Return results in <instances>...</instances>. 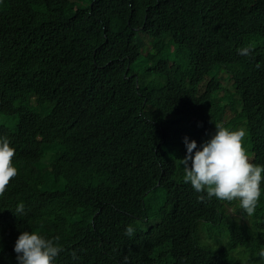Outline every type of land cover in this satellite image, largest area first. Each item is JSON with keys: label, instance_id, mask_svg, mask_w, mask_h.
<instances>
[{"label": "trees", "instance_id": "1", "mask_svg": "<svg viewBox=\"0 0 264 264\" xmlns=\"http://www.w3.org/2000/svg\"><path fill=\"white\" fill-rule=\"evenodd\" d=\"M80 11L79 21L74 13L53 36L61 11L36 0H0V107H13L25 127L43 130V141H59L64 150L61 155L58 145L54 157L40 154L42 164L27 161V172L20 166L24 158H17L18 174L0 196V208L8 206L1 214L5 224L40 230L38 218H15L9 207L27 198L42 203L47 217L59 212L63 218L52 224L79 232L84 242L78 252L66 246L61 264H234L224 248L240 243L253 264H264L258 256L264 228L251 219L241 239L234 231L226 235L219 203L184 183L181 163L185 138L196 141L194 156L215 134V122L231 128L236 122L246 130L252 162L264 166V0H94ZM83 40L102 49L100 56L112 54L121 71L105 75L90 61L97 56L81 52ZM117 40L131 62L136 59L132 69L139 77L150 72L159 80L151 76L137 87L124 78L130 73L125 56L114 50ZM30 41L50 47L42 51ZM250 43L251 54L240 55ZM221 71L233 83L235 103L222 104ZM75 86L110 94L119 119L140 107V160L113 161L102 146L86 145L77 132L84 105L71 107L72 121L63 111L62 99ZM228 111L236 112L233 121ZM127 133H134L130 122ZM154 206L158 218L148 216ZM255 213L264 223V180ZM146 219L156 226L144 229ZM128 225L135 228L132 237L125 234Z\"/></svg>", "mask_w": 264, "mask_h": 264}, {"label": "clouds", "instance_id": "2", "mask_svg": "<svg viewBox=\"0 0 264 264\" xmlns=\"http://www.w3.org/2000/svg\"><path fill=\"white\" fill-rule=\"evenodd\" d=\"M38 4L47 7L51 5L55 9L61 11L63 18L60 23L54 27L53 36L59 30H65L63 27L68 18H73L77 13L76 21L82 16L81 7L92 5L94 0H89L88 4H83L84 0H36ZM256 2V1H255ZM52 36V37H53ZM137 35L134 32L131 38ZM145 43L148 37H144ZM39 50L45 51L50 47L47 41H30ZM117 40L118 48L114 50L123 54L127 60L126 71L123 73L124 78L135 80V86L139 87V81L150 83L152 79L159 80L155 75L149 72L147 78L139 77L136 71H133L131 55L125 53L126 46ZM254 44L250 43L246 47L238 49L242 56H248L254 50ZM172 52L175 47H172ZM147 49H142V54H147ZM86 55L93 54L96 59L90 60L97 67L102 68L105 75H115L120 70L117 61L109 52L105 56L93 41L83 40L81 43V52ZM171 63H174L171 61ZM259 67V65H257ZM125 69V68H124ZM121 71V70H120ZM226 75V74H225ZM227 77V76H226ZM225 82V79H224ZM225 85V83H224ZM72 87L71 92L63 95V111L66 118L74 120V115L70 112L73 105H84L81 113V119L78 120L79 128L77 132L82 134L83 141L87 146H102V153L110 157L113 161L126 162L140 160V136H137L141 127L136 129V113L140 111V107L134 114V108H129L127 115L123 119H119L117 113L112 115L113 100L110 94L99 92L93 87ZM225 87V86H224ZM79 102L78 104H76ZM224 102V100H223ZM222 102V103H223ZM233 102V101H232ZM229 103V102H227ZM235 103V102H234ZM225 104V103H224ZM239 108V105H237ZM40 112L42 108H38ZM87 110V112L85 111ZM232 112V111H231ZM236 116L233 112L231 117L227 119L233 121ZM130 122V131L134 132L133 136L127 133V124ZM233 123L232 128L226 127L223 122H215L216 132L212 135L211 140L207 138L204 142L202 150L197 149L195 140L188 142L185 138L187 146V155L181 160L183 165V181L190 183L194 190L198 193L206 194L208 199L213 197L219 203V211L221 221H223L224 233L230 236V231L237 234V238L241 239L240 232L245 224H249L251 219L257 221L261 228L264 223L255 216L258 202L261 197V182L264 180V166L252 162L248 152L244 146L246 130L240 124ZM42 131H34L24 126L23 120L19 118L13 107H0V196H3L7 187L17 176L18 169L17 158L23 157L22 171L27 172L29 166L25 163L29 160L45 163L40 154H46L54 157L55 149L58 146L61 155L64 153L63 145L59 142L43 141ZM137 136V137H136ZM136 138V139H135ZM38 144L37 146H34ZM110 159V160H111ZM199 199L204 200V195ZM36 205V206H34ZM43 205L39 202L31 201L29 198L21 200L17 203H10L15 211V218L34 217L41 222L40 230L18 231L13 224H5V220L1 217L2 212L8 207L0 208V264H61V259L66 253V246H76L74 252H78L83 247L84 242L82 235L71 233L68 229L61 225H53L52 221H59L63 216L58 213L47 217L42 213L39 206ZM149 217L158 218L160 208L154 206L147 209ZM158 223V220H157ZM144 229L148 225L145 222ZM155 224V223H154ZM156 226V225H155ZM22 232V233H21ZM135 228L128 225L125 234L132 237ZM229 241V240H228ZM230 242V241H229ZM229 252V259L235 264H253L252 259L245 254V246L231 245L224 248ZM74 258H75V254ZM258 256L264 258V248H261Z\"/></svg>", "mask_w": 264, "mask_h": 264}, {"label": "rangeland", "instance_id": "3", "mask_svg": "<svg viewBox=\"0 0 264 264\" xmlns=\"http://www.w3.org/2000/svg\"><path fill=\"white\" fill-rule=\"evenodd\" d=\"M88 3H89V0H84V3L83 4L86 5ZM141 62H143V61H142L141 58H139L138 59V71L139 72H142L144 70L143 63H141ZM148 75H149V73H146V76L145 77L147 78ZM220 76L225 79V82H224L225 83V85H224L225 88H224V90L220 94V96H222V98L224 100V102L222 104H224V103L226 104L229 101H233V102L237 101L238 95L236 94V90H235V88L233 86V83L230 82V80L228 79V77H226V75H225V73L223 71H221ZM239 109H241V106H239ZM232 114H233V112L228 111V117H231ZM235 114H236V112H235ZM155 193L160 194V193H162V191L158 190ZM151 194H152V192H151ZM146 221H147V219L144 221V223ZM155 225L156 224H154L152 221H148L147 227H153Z\"/></svg>", "mask_w": 264, "mask_h": 264}]
</instances>
